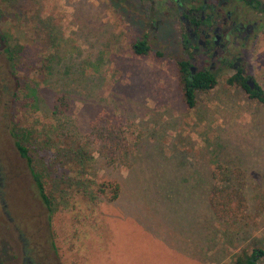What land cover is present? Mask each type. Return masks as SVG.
I'll return each mask as SVG.
<instances>
[{"label": "rangeland", "instance_id": "obj_1", "mask_svg": "<svg viewBox=\"0 0 264 264\" xmlns=\"http://www.w3.org/2000/svg\"><path fill=\"white\" fill-rule=\"evenodd\" d=\"M167 4L0 0L25 90L13 96L0 54V264H235L244 250L264 251V102L228 85L229 73L187 107ZM142 36L151 50L135 56L131 45ZM245 59L264 93V42ZM56 96L67 98L68 111L54 116ZM101 118L126 132L123 164L105 165L83 140ZM13 125L53 199L52 215L14 147ZM77 144L81 170L69 167ZM173 176L174 198L163 195ZM213 184L231 194L234 213L212 212ZM117 185L124 194L111 201ZM188 188L196 200H186Z\"/></svg>", "mask_w": 264, "mask_h": 264}, {"label": "flooded vegetation", "instance_id": "obj_2", "mask_svg": "<svg viewBox=\"0 0 264 264\" xmlns=\"http://www.w3.org/2000/svg\"><path fill=\"white\" fill-rule=\"evenodd\" d=\"M165 1L167 17L177 24L179 62L187 77L208 72L216 79L229 73L232 78L240 73L246 86L256 90L245 55L264 42L261 0Z\"/></svg>", "mask_w": 264, "mask_h": 264}, {"label": "trees", "instance_id": "obj_3", "mask_svg": "<svg viewBox=\"0 0 264 264\" xmlns=\"http://www.w3.org/2000/svg\"><path fill=\"white\" fill-rule=\"evenodd\" d=\"M16 20L21 22L23 20L22 14L16 12L14 13ZM35 35L38 37L39 33ZM10 36H8L7 32L2 28V12L0 10V54H3L9 68V76L12 78V81L15 82L13 96L17 97L23 92H25L24 87L21 85L18 75L20 74L17 67L19 66V62H16L17 50L13 42L10 40ZM20 48V47H19ZM132 53L135 56H145L150 50V41L148 36H142L140 40H137L131 45ZM16 52V55H15ZM178 70H179V80L181 84V90L183 94V99L188 108H193L196 105V95L198 92H207L213 89L216 85L217 79L208 72H200L195 76H189L185 74L186 69L183 68L182 62H177ZM4 81V77L2 78ZM228 85L238 86L243 89L251 98L257 99L259 102H264V93L263 90L257 85L255 91L250 90L246 84L244 83V78L241 74H237L232 78L227 79ZM6 85L0 84V98L2 93L5 91ZM68 111V101L65 96H56L54 98V103L52 106L51 114L54 116L64 114ZM102 119V120H101ZM98 120V122H94L90 125L89 132L83 136L84 142L92 146L97 155L102 158L105 165L107 166H115L118 164H123L127 159V142L124 138L126 136V132L121 128L112 125L109 122H105L103 118ZM15 125H13L11 129V136L14 141V147L18 153V155L25 160L27 168L33 178L34 186L36 188L37 196L39 197L42 204L45 206L47 211L52 215L55 211L54 202L50 195H48L42 175L35 167L34 157L30 153L28 147L25 145L23 141V136L16 132ZM30 130V129H28ZM84 148L77 144L74 147L72 156L73 161L69 164L71 169L73 166L77 167V170H81L78 166L79 163H83V153ZM47 154V152L45 153ZM125 154V155H124ZM78 165V166H77ZM77 173V172H76ZM79 174V172H78ZM77 174V175H78ZM215 175H213V178ZM119 187L118 185L114 188V194L110 197L111 201L117 200L119 196ZM230 193H226L225 190H221V188H217L214 184L210 189V193L208 196V203L212 209V212L218 216H224L227 213H234L232 208V201ZM227 198V199H226ZM230 200V201H229ZM227 202V203H225ZM228 210L225 208L229 206ZM264 257V251L261 249H251L244 250L236 257L235 264H257V262Z\"/></svg>", "mask_w": 264, "mask_h": 264}, {"label": "crops", "instance_id": "obj_4", "mask_svg": "<svg viewBox=\"0 0 264 264\" xmlns=\"http://www.w3.org/2000/svg\"><path fill=\"white\" fill-rule=\"evenodd\" d=\"M130 178H132V176H130ZM131 181V180H130ZM171 182L173 183V185H172V188H168L165 192V194H163L164 196H167V197H171L172 196V198H174V195L176 194V191L178 190V189H174L176 186H177V184H176V178H175V176H173L172 178H171ZM181 183H182V181H181ZM180 183V184H181ZM179 184V185H180ZM133 189L135 190V188H136V186H134V184H133ZM152 188H153V186L150 184V186H149V189L150 190H152ZM124 189L125 188H123L122 187V189H121V192H120V194H119V198L120 197H122L123 196V194H124ZM150 190H147V191H145L146 193L145 194H147L148 192H150ZM180 192V194H179V196H178V198H180V200L181 199H183V194L182 193H184V191L183 192H181V191H179ZM186 194H185V198H186V200L189 202V201H191V200H196V198L193 196V191L191 190V188H188L187 189V191L185 192ZM176 196V195H175ZM180 200H178V202L180 201ZM178 204H180V203H178ZM177 204H174V203H172L171 204V208L173 207V206H176ZM181 205V204H180ZM193 210V213H195V210H194V208H189L188 209V211H192ZM196 212H200L202 215H203V213H204V211H203V207H202V205L200 206V208H199V210H197ZM202 218H203V216H201ZM204 222V220H202V223ZM203 230V229H202ZM203 237H204V231H203ZM203 243H204V240H203Z\"/></svg>", "mask_w": 264, "mask_h": 264}, {"label": "water", "instance_id": "obj_5", "mask_svg": "<svg viewBox=\"0 0 264 264\" xmlns=\"http://www.w3.org/2000/svg\"><path fill=\"white\" fill-rule=\"evenodd\" d=\"M248 85H249L250 87L252 86V84H251V83H249Z\"/></svg>", "mask_w": 264, "mask_h": 264}]
</instances>
